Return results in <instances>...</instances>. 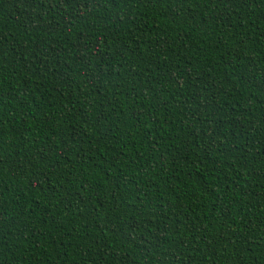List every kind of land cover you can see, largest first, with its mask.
I'll list each match as a JSON object with an SVG mask.
<instances>
[{"label": "trees", "instance_id": "obj_1", "mask_svg": "<svg viewBox=\"0 0 264 264\" xmlns=\"http://www.w3.org/2000/svg\"><path fill=\"white\" fill-rule=\"evenodd\" d=\"M0 264H264V0H0Z\"/></svg>", "mask_w": 264, "mask_h": 264}]
</instances>
